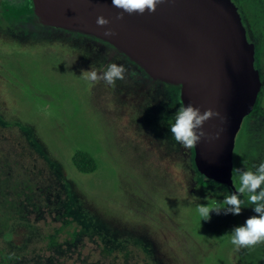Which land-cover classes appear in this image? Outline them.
<instances>
[{"label": "rangeland", "instance_id": "obj_1", "mask_svg": "<svg viewBox=\"0 0 264 264\" xmlns=\"http://www.w3.org/2000/svg\"><path fill=\"white\" fill-rule=\"evenodd\" d=\"M231 2L262 70L263 94L249 120V130L260 132L264 0ZM112 62L171 87L160 97L165 110L153 111V89L145 99L134 95L140 86L131 69L115 87L82 78L91 65L103 71ZM178 94L99 38L42 27L30 0H0V185H33L30 200L38 206L30 215L37 222L20 221L0 236V264L30 254L42 264H264V243L237 250L231 234L205 230L197 206L221 203L228 190L196 176L192 149L171 135ZM136 99L145 105L140 114ZM254 137L260 151L232 166L234 187L233 169L264 161V135ZM77 154L91 158L82 161L85 172L74 165ZM251 207L234 215L236 227L255 215Z\"/></svg>", "mask_w": 264, "mask_h": 264}, {"label": "water", "instance_id": "obj_2", "mask_svg": "<svg viewBox=\"0 0 264 264\" xmlns=\"http://www.w3.org/2000/svg\"><path fill=\"white\" fill-rule=\"evenodd\" d=\"M30 2L32 17L42 27L99 38L149 78L177 87L181 105L218 111L223 119L204 124L209 135L192 148L193 163L207 180L234 190L235 138L253 110L261 83L254 68V45L247 41L231 0H164L155 13H125L121 20L116 19L121 10L111 0ZM100 15L110 24L99 27ZM107 28L114 35L105 36Z\"/></svg>", "mask_w": 264, "mask_h": 264}, {"label": "clouds", "instance_id": "obj_3", "mask_svg": "<svg viewBox=\"0 0 264 264\" xmlns=\"http://www.w3.org/2000/svg\"><path fill=\"white\" fill-rule=\"evenodd\" d=\"M164 0H111L113 7L121 10L116 19L121 20L124 14L144 15L146 12L155 13L159 4ZM99 27H106L110 20L100 15L96 19ZM105 36H112L114 33L110 28L104 32ZM129 69L123 64L109 63L103 71H99L94 65L89 70H82V78L90 84L103 81L106 85L115 87L117 80H124ZM135 75V73H132ZM223 119L218 111L208 108L203 112L199 107L192 104L180 106L175 113L174 123L170 126V133L175 141L185 149H192L208 137L204 131V124L211 119ZM222 131V129H221ZM216 139L220 138V132L216 133ZM254 170L235 168L233 172L238 174L239 187L235 192L224 196L221 203L199 204L197 211L203 220L210 219V213L240 215L246 204H250L255 215L246 219L243 225L234 227L231 231L230 243L237 249L252 248L264 243V161L253 166ZM247 194V201L241 198Z\"/></svg>", "mask_w": 264, "mask_h": 264}, {"label": "trees", "instance_id": "obj_4", "mask_svg": "<svg viewBox=\"0 0 264 264\" xmlns=\"http://www.w3.org/2000/svg\"><path fill=\"white\" fill-rule=\"evenodd\" d=\"M262 133H264V130ZM237 150L240 152L242 158H248L251 160L254 156L252 154L246 156L245 151L248 150L249 152L257 150V146L249 140L247 144L243 145L242 149L240 146V148L237 147ZM233 154H235V150L233 151ZM78 156H81V154L75 156L74 165L79 171L85 172L86 169L83 168L82 161L86 159L91 162V158L87 155H82L81 159H77L76 157ZM239 162L240 160H238V158L236 160L234 159L233 166H237ZM4 164L2 165V168L5 167ZM9 182L10 186H7V184L0 185V236L7 234L11 225L20 221L26 223L37 222L36 219L30 220L32 219L30 218V215L35 212V208L38 207L33 200H30V193H32L33 185L30 186L27 182H12L11 180H9ZM22 192L23 198H21ZM202 223L207 232L218 236L231 234L232 229L237 225L236 218L233 214L229 213L226 215L223 212L217 214L214 211L210 213V219H202ZM5 256L8 257L7 254H5ZM7 260L6 264L10 261L11 264H42L40 256H34L33 254L27 255L26 258L23 256L21 261H16V258L14 257L10 259L7 258ZM52 264H58V261L53 262Z\"/></svg>", "mask_w": 264, "mask_h": 264}, {"label": "flooded vegetation", "instance_id": "obj_5", "mask_svg": "<svg viewBox=\"0 0 264 264\" xmlns=\"http://www.w3.org/2000/svg\"><path fill=\"white\" fill-rule=\"evenodd\" d=\"M30 21H32V20H30ZM30 28H31V30H34V28H32V26H30ZM255 55V54H254ZM112 56H113V54H112ZM254 59H255V56H254ZM263 65H264V63H262ZM127 65V64H126ZM126 65H124L126 68H128L129 70L131 69V68H129L128 66H126ZM254 68L258 71V73H259V78L260 79H262V70L260 69V67H259V63L257 62V60L255 59V62H254ZM134 72H133V71ZM130 71H132L133 73H135L136 74V76H137V82H138V85L140 86V87H138V89H133V93H134V95H137L138 93L139 94H143V96H144V99H145V97L147 96L146 94L150 91V90H154V91H156V92H158L159 94H158V96H159V98L157 99V100H155V103H157L156 104V108L157 109H153V111H155L156 113H160V112H162V111H164L165 110V108H166V106H168L169 104H168V101H166V105L165 106H163V105H161V101H164L163 99H161L160 97H164L165 95L167 96V90L166 89H171V87H169V86H167V85H163V84H159V83H152L150 80H148L145 76L143 77L142 76V74H140V73H136L135 72V69L134 68H132ZM130 75H131V73H130ZM154 84V85H153ZM261 85H263V83H261ZM147 90H148V92H147ZM263 87H262V89L260 90V92H259V95H258V97H257V100H256V102H255V105H254V107H253V110H252V112L250 113V115H248L247 117H245L243 120H242V123H241V125H240V128H239V131H238V133H237V135H236V138H235V143H234V150H235V154H233V157H232V163L234 164V159L236 160L237 158H238V160H240V161H243V160H247V161H249V162H252V161H254L255 160V156H256V154L260 151V147H259V145H258V143H256L255 142V137L254 136H256V135H258V136H263L264 135V133H262V131L264 130V129H262V131H257V132H255L254 130H249V120L251 119V121H253L254 120V117H253V114H254V112H255V110H256V106H257V103L260 101V96L263 94ZM137 92V93H136ZM165 99V98H164ZM150 101V100H149ZM176 102H177V104H179V106H182L181 105V101H180V99H179V94H178V96L176 97ZM135 104H134V107L133 108H136V110L138 111V114H140V112H139V109H140V111H143V109L145 108V105H144V102H143V99L141 100V101H139V100H137L136 99V101L134 102ZM138 103V104H137ZM151 108H153V106L152 105H150V109ZM132 111L133 110H135V109H131ZM256 117H258V114H256ZM263 118L264 116H262V114H260L259 115V118ZM257 119V118H256ZM249 140H251L252 141V143L253 144H255L256 146H257V150H252V151H249L248 152V150H246L245 151V155L246 156H248V155H250V154H252L253 156H254V158L253 159H248V158H242L241 157V154H240V152L237 150V147H239L240 148V146H241V149H242V147H243V145L244 144H247L248 143V141ZM233 150V151H234ZM239 157H241V158H239ZM189 160H190V163H191V168H192V170L194 171V173H195V175L196 176H198L199 178H200V176H202L201 174H199L197 171H196V169H195V166H194V163H193V149H192V153H191V155H190V158H189ZM234 167H236V165L234 166ZM197 177V178H198ZM202 179H205V180H207L205 177H201ZM208 182H211V181H209V180H207ZM214 183V182H213ZM223 186V185H222ZM224 187H226V186H224ZM233 188H234V190H231V189H229L228 187H226V189L228 190V192L227 193H231V192H233V191H235V189L237 188V187H234L233 186ZM244 196V195H243Z\"/></svg>", "mask_w": 264, "mask_h": 264}]
</instances>
